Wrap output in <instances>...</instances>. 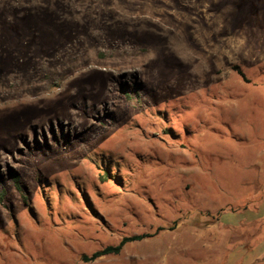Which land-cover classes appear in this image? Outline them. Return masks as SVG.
Returning <instances> with one entry per match:
<instances>
[{
  "label": "rangeland",
  "instance_id": "rangeland-1",
  "mask_svg": "<svg viewBox=\"0 0 264 264\" xmlns=\"http://www.w3.org/2000/svg\"><path fill=\"white\" fill-rule=\"evenodd\" d=\"M0 264H264V0H0Z\"/></svg>",
  "mask_w": 264,
  "mask_h": 264
},
{
  "label": "trees",
  "instance_id": "trees-1",
  "mask_svg": "<svg viewBox=\"0 0 264 264\" xmlns=\"http://www.w3.org/2000/svg\"><path fill=\"white\" fill-rule=\"evenodd\" d=\"M235 70L238 72V74L244 80H246L245 74L238 67H235ZM149 237H151V236L148 234H140V235L125 237L122 239V241L119 243V245L106 247L103 250H100V251L93 253L91 256H83L82 259L84 262H91V261H95V260L110 256V255H119L121 253L123 247L126 244L131 243V242H135V241H142L143 239H146Z\"/></svg>",
  "mask_w": 264,
  "mask_h": 264
}]
</instances>
